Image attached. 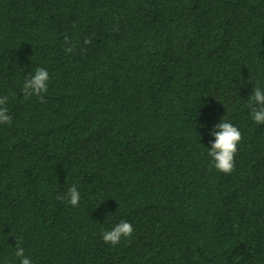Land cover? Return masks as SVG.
<instances>
[{
  "label": "trees",
  "instance_id": "16d2710c",
  "mask_svg": "<svg viewBox=\"0 0 264 264\" xmlns=\"http://www.w3.org/2000/svg\"><path fill=\"white\" fill-rule=\"evenodd\" d=\"M37 67L46 103L21 91ZM257 86L264 0H0V264L17 241L32 264H264ZM222 117L243 137L228 175ZM73 184L78 207L56 199ZM120 220L130 242L103 243Z\"/></svg>",
  "mask_w": 264,
  "mask_h": 264
},
{
  "label": "clouds",
  "instance_id": "9594fccd",
  "mask_svg": "<svg viewBox=\"0 0 264 264\" xmlns=\"http://www.w3.org/2000/svg\"><path fill=\"white\" fill-rule=\"evenodd\" d=\"M85 44L91 43L85 39ZM76 49V43L65 37V52L72 53ZM49 73L46 68L37 67L34 73L27 75L21 86V91L25 100L36 97L40 102L46 103L44 99L48 92ZM9 96L0 95V124L12 123V115L9 108ZM246 107L250 111L252 120L257 124H264V89L257 86L249 95ZM210 135L214 137L210 141V147H207V154L210 158L212 166L220 173L225 175L231 174L235 169V156L238 151V145L243 137L240 130L231 122L223 117L220 122L214 125ZM57 200L66 202L72 207H78L81 194L76 185L73 184L65 192L58 193ZM135 229L133 225L126 221L120 220L110 230H103L101 233L102 241L111 246H117L122 240H131ZM15 256L19 258V264H32L30 257L25 256L24 248L17 241Z\"/></svg>",
  "mask_w": 264,
  "mask_h": 264
}]
</instances>
